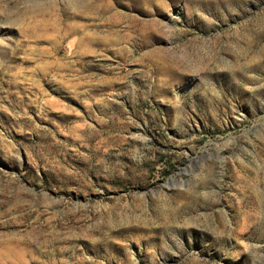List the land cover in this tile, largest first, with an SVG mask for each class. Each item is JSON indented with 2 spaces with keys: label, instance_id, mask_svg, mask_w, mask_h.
Returning <instances> with one entry per match:
<instances>
[{
  "label": "rangeland",
  "instance_id": "374dc122",
  "mask_svg": "<svg viewBox=\"0 0 264 264\" xmlns=\"http://www.w3.org/2000/svg\"><path fill=\"white\" fill-rule=\"evenodd\" d=\"M0 264H264V0H0Z\"/></svg>",
  "mask_w": 264,
  "mask_h": 264
}]
</instances>
